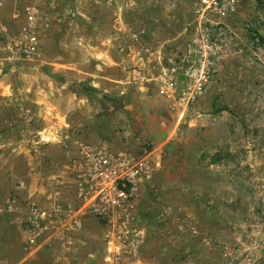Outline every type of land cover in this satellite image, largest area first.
<instances>
[{"label":"rangeland","instance_id":"rangeland-1","mask_svg":"<svg viewBox=\"0 0 264 264\" xmlns=\"http://www.w3.org/2000/svg\"><path fill=\"white\" fill-rule=\"evenodd\" d=\"M209 1V4L201 0H1L0 3V23L10 24V33L12 23L17 40L25 24V6L38 9L37 51L27 57L30 62L16 69L38 71L37 76L28 73L27 78L36 86L58 83L77 94L79 82L71 80L68 73L75 59L80 61L87 56V47L79 45V41L90 42L96 53L99 49L111 52L116 62L122 54L133 56L141 48L157 50L158 56L163 51L164 60L160 63L166 65L177 62L194 38L204 35L221 44L216 69L214 66L207 86L212 84L215 90L212 106L201 111L197 107L203 115L218 111L224 118L221 148L217 150L212 144L213 133L204 151L206 156L218 152L220 160L215 164L201 160L193 146L182 150L181 160L162 155L156 162L150 161L149 172L159 168L162 163L159 161L165 157L168 169L159 174L163 175L162 180L167 179L179 188L161 193L148 190L152 202L142 205L139 185L131 199L130 218L119 233L122 238L116 239L127 246L144 243L141 256L145 264H264V0ZM135 69L131 65L124 69L125 74H130L129 83H134L131 74ZM112 71L117 69L113 66ZM105 94L108 97L103 98L99 91L97 101L91 102L93 115L99 120L90 123L96 135L87 133L86 125L83 128L85 116L77 122L72 110L66 109L71 124L65 125V129L86 130L78 146L104 148L98 138L104 127L101 119L117 120L121 109L117 95ZM18 124L11 125L9 118V123L1 121L0 130L14 126L25 129L24 124ZM30 127L38 130L40 126L32 120ZM141 148L150 150L147 146ZM72 159L75 167L78 158ZM73 180L70 184L74 198L67 200L66 216L75 218L81 212L94 218L96 225H108L103 218L94 216L78 197L76 174ZM139 208L147 217L140 221L146 237L131 231L139 223ZM53 218L55 222L57 217ZM26 219L27 212L22 225L28 232ZM73 222L78 224L75 219ZM29 236L25 245L32 248L27 245ZM95 244L100 245V240ZM56 251L54 247L49 249L42 259L53 262Z\"/></svg>","mask_w":264,"mask_h":264},{"label":"crops","instance_id":"crops-1","mask_svg":"<svg viewBox=\"0 0 264 264\" xmlns=\"http://www.w3.org/2000/svg\"><path fill=\"white\" fill-rule=\"evenodd\" d=\"M9 27L8 23H0V123H9L11 118V125L19 123L26 127L23 130L16 126L0 130V264H145L141 256L144 243L136 244L135 248L133 244L124 245L116 239L115 226L96 225V220L85 213L79 212L75 218L66 216L67 200L74 198L70 183L76 174L72 158L79 157L78 140L86 130L91 135L95 134L90 123L99 120L93 115L91 101L86 96L71 92L63 84L50 82L49 86H36L27 78L33 73L37 76L38 71L16 69L30 59L12 56V47L15 48L19 39H16L18 35L14 25L11 23V33L8 32ZM78 44H84L88 53L80 61L75 59L68 77L121 99L117 120L110 117L101 119L104 127L99 130L101 137L98 138L103 142V149L119 153L147 146L153 161L162 155L167 159L169 155L180 159L182 150L193 146L200 158L204 155L209 160L218 154L206 156L204 151H207L206 142L213 133L212 144L217 150L221 148L226 126L224 118L218 115V111H212L210 115L200 113L212 106L215 92L212 84L206 87L196 103L181 110L171 98L158 92L159 77L170 67V64L160 63L164 60L162 50L158 56L157 50L141 48L134 54L131 52L133 56L122 54L123 57L116 62L109 51L99 49L96 53L90 42L79 41ZM130 65L140 70L146 81L129 83L130 74H125L124 69ZM113 66L117 71H112ZM214 66L216 69L215 63ZM182 81V78L177 79L179 89ZM69 108L77 122L86 117L83 119L86 122L82 121L83 128L85 125L88 127L86 130L76 128L70 132L65 129V125L71 124L67 120L66 109ZM32 120L39 124L38 130L30 127ZM167 159L164 157L159 161L161 166L153 168L140 184L142 205L152 202L148 190L161 193L179 188L167 179L162 180L163 175L159 174L168 169ZM28 200L42 208L55 209L57 217L51 232L45 233L32 248L25 245L29 234L22 225L27 209L21 205ZM137 211L139 223L131 231L146 237L140 221L147 217L142 214V209ZM74 219L78 224L73 222ZM97 239L100 245L95 244ZM53 247L57 250L53 262L42 259ZM83 254L85 258L81 259Z\"/></svg>","mask_w":264,"mask_h":264},{"label":"built area","instance_id":"built-area-1","mask_svg":"<svg viewBox=\"0 0 264 264\" xmlns=\"http://www.w3.org/2000/svg\"><path fill=\"white\" fill-rule=\"evenodd\" d=\"M209 4V0H201ZM1 3V0H0ZM38 9L25 6V24L20 32V40L12 47L13 57L27 58L38 48L37 22ZM221 53V44L208 40L204 35L192 39L186 54L173 62L159 77L158 92L171 98L177 108L183 110L196 103L208 86L214 70L216 58ZM132 80L144 82L140 70H134ZM182 78V88L176 85ZM151 152L145 148L137 151L125 150L113 153L89 144H81L75 164L77 193L94 216L106 220L116 227L115 233L121 237L130 218L131 199L149 172ZM27 209V230L30 236L27 245L36 246L38 240L54 222L55 210L45 209L36 203L25 201ZM133 244L135 248L136 244Z\"/></svg>","mask_w":264,"mask_h":264},{"label":"trees","instance_id":"trees-1","mask_svg":"<svg viewBox=\"0 0 264 264\" xmlns=\"http://www.w3.org/2000/svg\"><path fill=\"white\" fill-rule=\"evenodd\" d=\"M79 94L86 96L91 102L93 101H97L98 97H97V93L99 92L98 89L88 85L85 82H79ZM102 97L106 98L108 97L107 94L102 93ZM109 101H113V99L111 98H107ZM201 160L206 159L204 155L201 156L200 158ZM220 160V156L219 154H214L209 158V163L210 164H215L218 163Z\"/></svg>","mask_w":264,"mask_h":264}]
</instances>
